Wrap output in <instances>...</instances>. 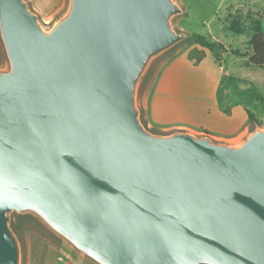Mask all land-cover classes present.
Masks as SVG:
<instances>
[{"label":"water","instance_id":"95a60500","mask_svg":"<svg viewBox=\"0 0 264 264\" xmlns=\"http://www.w3.org/2000/svg\"><path fill=\"white\" fill-rule=\"evenodd\" d=\"M182 12L69 0L46 28L0 0V264H23L15 211L90 264H264V128L230 144L142 118L151 63L191 37Z\"/></svg>","mask_w":264,"mask_h":264},{"label":"rangeland","instance_id":"374dc122","mask_svg":"<svg viewBox=\"0 0 264 264\" xmlns=\"http://www.w3.org/2000/svg\"><path fill=\"white\" fill-rule=\"evenodd\" d=\"M176 2L183 12L172 19L173 27L178 32L191 34V37L178 43L151 63L139 87L138 101L142 109V118L148 128L156 133L186 130L196 135L210 136L221 142L240 143L256 126L264 128V67L253 65L248 57L234 54L232 49H240L246 53L250 37L255 30L257 28L264 30V0H176ZM68 5L69 0L62 7L63 11ZM35 7L46 28L54 23L62 11L58 9L51 14H45L36 5ZM194 33L205 34L212 40L221 41L229 51L218 56L199 45L194 39ZM179 59H189L196 64L197 87L205 91L203 97H206L207 93L213 95L212 98H204L211 99L208 103L211 107L203 108L200 115L193 116L180 111L170 116L160 108H157L156 112L150 108V98L159 74L165 65ZM3 64L0 47V66ZM246 108L255 113L256 121L248 118ZM222 113L232 117L238 129L243 126L242 132L236 135L227 134L229 128L224 126ZM11 223L22 243L23 264H26V257L27 261L32 259V264H37L41 244L35 239L28 238L34 233L46 235L63 246L71 255L78 257L63 242L47 232L31 214L20 215L15 211L12 213Z\"/></svg>","mask_w":264,"mask_h":264},{"label":"crops","instance_id":"0c3cea01","mask_svg":"<svg viewBox=\"0 0 264 264\" xmlns=\"http://www.w3.org/2000/svg\"><path fill=\"white\" fill-rule=\"evenodd\" d=\"M32 8L39 14L35 5L45 14H51L65 6L67 0H28ZM35 5H33V2ZM63 11V9H62ZM60 11V13H63ZM59 13V15H60ZM40 15V14H39ZM196 64L189 59H179L164 66L154 85L153 94L150 98V108L156 112L161 111L174 116L180 111L190 113L193 116L200 115L203 108L211 107L208 103L213 95L207 93L203 97V89L197 87L195 68ZM205 90V89H204ZM212 111V110H210ZM164 113V114H165ZM223 114V113H222ZM247 114V112H246ZM248 116V115H247ZM224 126L229 128L227 134L242 132L243 126L238 129L229 115H222ZM249 118V117H248ZM29 240L35 239L40 243V251L37 264H90L82 259L71 255L63 246L52 241L42 233H34ZM27 254V253H26ZM26 264H32V259Z\"/></svg>","mask_w":264,"mask_h":264},{"label":"trees","instance_id":"16d2710c","mask_svg":"<svg viewBox=\"0 0 264 264\" xmlns=\"http://www.w3.org/2000/svg\"><path fill=\"white\" fill-rule=\"evenodd\" d=\"M236 26V25H235ZM240 32V31H238ZM195 41L202 47L208 48L211 52L221 56L223 52H228V47L219 40H212L208 35L194 33ZM234 54L248 57L249 61L256 66L264 67V30L257 28L250 37L249 48L246 53L240 49H232ZM247 115L251 121H256L255 113L246 108Z\"/></svg>","mask_w":264,"mask_h":264}]
</instances>
